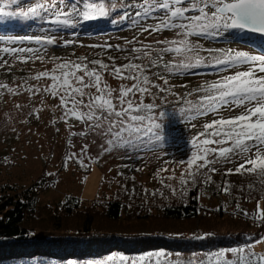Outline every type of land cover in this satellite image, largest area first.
I'll list each match as a JSON object with an SVG mask.
<instances>
[{"label":"snow or ice","instance_id":"6c2138e0","mask_svg":"<svg viewBox=\"0 0 264 264\" xmlns=\"http://www.w3.org/2000/svg\"><path fill=\"white\" fill-rule=\"evenodd\" d=\"M13 5L15 10H12ZM121 6L135 9L134 15L125 11L120 21L129 19L130 26L138 28L141 34L153 35L171 30L177 38L144 43L133 37L123 46L107 43L90 46L105 50L114 48L126 53L122 57L126 62L122 64H117L112 56L107 57L110 64L103 59L89 60L86 56H79L76 60L51 57V69L22 78L20 84L10 86L0 81V99L5 92L13 96L26 92L29 99L39 96L41 104L43 96L58 99L53 110L58 108L61 114L52 124L63 122L70 130V137L86 139L79 152L70 151L64 157V167L67 168L69 160H75L82 168H87L85 156L90 145L96 143L95 137L106 140V146L100 145L101 155L117 148L152 150L161 144L164 136L159 121L164 114L155 112L159 106L156 100L159 98L171 103L168 97L172 96L181 105L178 111L188 122L209 115L217 118L204 123L203 131L191 137L190 158L181 162L186 167L180 174L179 188L164 183L165 179H175V170L173 175L164 178L157 174L164 188L172 195L179 193L183 198L188 195L189 186L195 187L201 181L205 185L213 183V174L220 172L217 165L236 164L238 161L243 163L234 170H224L221 175L226 177L233 171L242 176L254 174L264 186V51L251 54L231 47L205 49L195 42L200 37L226 38V34L232 32L264 37V0H141ZM116 7L110 0H33L27 6H23L21 0H3L0 3V23L4 18L32 21L40 34H0V68L10 70L13 67L10 60L22 64L29 61L43 63L50 46L68 47L75 43L58 36L60 31L107 17ZM149 20L155 22L147 23ZM138 44L140 46H136ZM202 51L209 54L208 63L234 69L233 74L222 75L181 95L173 91L168 77L152 71L162 68L170 75H182L206 62L200 54ZM166 54H171L174 60L166 61ZM241 66H246V70H239ZM106 74L132 83H121L118 89L113 88ZM153 78L161 80L162 84L153 82ZM41 80L46 81L43 86L39 83ZM29 81L38 83L30 84ZM146 96L152 101L145 102ZM15 107L22 109L25 105L18 103ZM41 110L34 108L28 114L39 119L37 114ZM236 110H239L238 114ZM225 111L230 115L224 116ZM70 121L79 122L84 130L71 131L73 124ZM192 127L195 128L196 124L193 123ZM90 133L94 138L88 141ZM67 143L70 148L75 147L71 138ZM245 164L250 167H245ZM157 191L164 196L163 191ZM221 191L231 194L232 185L225 180ZM244 191L241 188V192ZM254 191L255 185L250 183L247 186L248 198H253ZM152 195H157V192ZM236 210L250 215L240 208L239 200L236 201ZM251 215L256 222L264 224V210L260 209L258 202ZM208 235L196 238L205 239ZM260 244H264V235L242 246L221 248L202 257L189 258L187 264H264V252L255 250ZM120 260L124 264L125 258L120 257ZM153 261L155 264H185V260L170 259L169 254L163 251L142 255L128 264H152Z\"/></svg>","mask_w":264,"mask_h":264},{"label":"trees","instance_id":"16d2710c","mask_svg":"<svg viewBox=\"0 0 264 264\" xmlns=\"http://www.w3.org/2000/svg\"><path fill=\"white\" fill-rule=\"evenodd\" d=\"M110 2L117 7L109 16L62 31L91 36L125 30L130 20L121 22L120 16L134 9L121 5L139 0ZM36 32L39 28L32 21L4 18L0 23V34ZM226 35V38L218 37V41L237 36L234 40L242 38L256 50L264 51V37L235 32ZM52 47L61 49V46ZM172 106L175 105H160V108ZM226 169L220 168V172L214 173L211 184L201 181L195 187L189 186L188 195L183 198L179 193L172 195L159 178L150 185L137 181L132 169L129 174L127 168L120 174V187L113 198L100 202L68 196L56 205L41 204L39 195L50 186V181L26 187L4 183L0 186V264H122L120 257L128 264L157 251L168 253L170 259L185 260L187 264L189 258L202 257L210 251L254 242L264 235V224L253 219L251 213L255 210L248 212L250 215L237 211L236 201L239 200L240 208L245 211L243 205L264 199V186L254 174L242 176L233 171L224 177L221 172ZM225 180L232 185L231 194L221 191ZM164 183L180 187L179 179H165ZM250 183L256 188L251 199L247 196ZM241 188L245 191L241 192ZM157 190L163 191L164 196ZM153 192L157 195H152ZM203 196L221 198V204L217 208L205 206L201 203ZM205 234H209L205 239L196 238Z\"/></svg>","mask_w":264,"mask_h":264},{"label":"rangeland","instance_id":"374dc122","mask_svg":"<svg viewBox=\"0 0 264 264\" xmlns=\"http://www.w3.org/2000/svg\"><path fill=\"white\" fill-rule=\"evenodd\" d=\"M3 3V0H0ZM30 2L21 0V4L25 6ZM141 2V0H139ZM26 5V6H27ZM15 5L12 10H15ZM135 9L131 13L134 15ZM149 20L147 23H154ZM40 34V32L29 33ZM25 35V34H24ZM58 36L64 39L75 41L74 44L68 47L61 46L54 49L50 46L45 53V61L41 63L29 61L26 64L10 60L13 67L0 68V81L9 83L10 86H15L22 82V78L34 75L39 71L51 69L53 62L51 57H59L63 60H76L79 56H86L91 59H103L106 63H111L107 59L112 56L116 59L117 64H122V57L126 54L119 52L114 48L101 49L90 47L91 45H121L125 44L126 40H131L137 37L144 43H154L159 39H175L177 38L174 31L165 30L158 34L149 35L139 31L138 28L130 25L125 30L99 33L91 36L82 34H71L60 31ZM237 37V36H234ZM234 37L224 40L212 37H200L195 39L196 43L202 44L207 48H234L237 50L250 51L251 54H261L259 50L251 47L242 38L234 40ZM233 39V40H232ZM62 43V42H61ZM136 46H140L139 44ZM131 47V45H129ZM70 48V49H69ZM206 58V62L199 68L188 70L184 74H168L162 68L160 72L168 77L170 85L173 86V91L178 94H183L192 91L200 85L207 82L219 79L222 75L233 74L234 69H226L223 66H217L207 62L208 53L202 51L200 53ZM165 60H174L171 54L165 55ZM126 62V61H125ZM147 63V61H145ZM158 71L153 69L152 71ZM239 70H246V66H241ZM150 73V72H149ZM151 75V74H149ZM106 79L109 85L118 89L121 83L131 84V81H120L107 76ZM153 82L161 83V80L153 78ZM30 84H36V81H29ZM43 86L46 81L39 82ZM115 95V94H114ZM193 98V97H190ZM40 97L29 99V94L13 96L5 92V95L0 99V186L4 183H9L18 186H30L39 181H50V186L39 195L41 204L49 203L56 205L64 201L68 196H78L86 202L103 201L113 198L114 193L120 187V174L123 169H132L133 176L137 181L143 184L150 185L155 179L164 178L173 175L175 170V179H179L181 172L186 167L181 163L187 158H190L191 144L190 139L193 135H197L203 131V124L211 121L213 117H198L197 121L188 122L179 113L181 105L176 103V98L169 96L165 103L161 99H157L159 105L155 112L158 114L163 112L162 124L164 139L161 144H157L152 150H133L131 148H117L109 152H103L100 148L101 144H105L106 140L102 137H95L96 143L90 145V150L85 156V164L87 168H82L75 160H69L67 168L64 167V157L70 152H79L81 146L86 142L84 137H70V130L63 123L59 122L56 125L52 124L54 119H58L60 109H54L58 104V99L51 96H43V104L40 103ZM152 98L145 97V102H151ZM25 105L22 109H17L16 104ZM160 105H175L169 109L161 110ZM34 108L42 110L36 116H30L28 113L34 111ZM237 114L239 110H236ZM224 116L230 115L229 112H223ZM73 124L71 131L84 130V126L77 121H70ZM196 127L193 128L192 124ZM57 128L59 131H57ZM71 138L75 147L70 148L67 141ZM94 138V134H89L87 140ZM210 145L209 147H213ZM243 161H238L236 164L217 165L218 168H234ZM130 167V168H129ZM160 169H168V171L160 172ZM126 171V170H123ZM51 173L52 175H48ZM201 203L205 206L216 207L221 204V198H209L208 196L201 197ZM261 210H264V199L258 201ZM245 211L250 212L256 210L257 202L253 204L243 205ZM232 208V207H230ZM256 251L264 252V244L257 245Z\"/></svg>","mask_w":264,"mask_h":264}]
</instances>
